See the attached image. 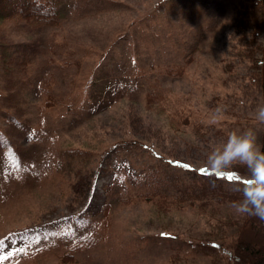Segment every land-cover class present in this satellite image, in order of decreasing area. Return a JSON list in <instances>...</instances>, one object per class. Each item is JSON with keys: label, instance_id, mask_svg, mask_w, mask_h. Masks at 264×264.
I'll use <instances>...</instances> for the list:
<instances>
[{"label": "rangeland", "instance_id": "obj_1", "mask_svg": "<svg viewBox=\"0 0 264 264\" xmlns=\"http://www.w3.org/2000/svg\"><path fill=\"white\" fill-rule=\"evenodd\" d=\"M25 3L6 0L0 18V264H58L107 205L81 264H213L188 254L220 231L209 210L128 199L155 176L172 194L205 180L231 131L252 128L260 146L252 0H60L50 24L19 18Z\"/></svg>", "mask_w": 264, "mask_h": 264}, {"label": "trees", "instance_id": "obj_2", "mask_svg": "<svg viewBox=\"0 0 264 264\" xmlns=\"http://www.w3.org/2000/svg\"><path fill=\"white\" fill-rule=\"evenodd\" d=\"M60 0H26L23 6H19V18L25 19L27 22L47 23L57 13V5ZM6 0H0V18L7 15ZM246 18H252L259 28L256 34L264 36V0H252V4L247 6ZM262 56L259 61L261 74L258 76V82L262 92L264 103V44L260 49ZM257 59V58H256ZM264 124V123H263ZM261 150H264V126L260 141ZM205 180H196L195 183L181 185L179 194L168 193L170 183L158 176H155L154 182L156 187L148 192L136 194L135 198H129V201L144 200L151 201L160 211H169L173 208H184L186 206H196L203 210L210 211V217L215 219L213 227H219L220 231L211 230L208 234L200 239V242L188 251L189 256L208 255L213 264H264V221L254 216L242 215L238 219H230L216 217L219 207L218 204L230 203L240 199L237 193L219 180L215 172L208 167ZM224 173H236L237 179H245L248 175L247 170L239 165L233 166L231 170L221 171ZM202 173V172H201ZM175 185H179V177L175 176ZM206 200L203 198L207 195ZM213 205L212 209L207 206ZM211 207V205H210ZM110 206L107 205L101 217L100 223H91L89 228L76 238L77 246L65 250L60 257L58 264H81L75 254L76 249L83 247H93L98 245L104 238L103 231H106L111 223V217L108 216ZM215 211V213H214Z\"/></svg>", "mask_w": 264, "mask_h": 264}, {"label": "clouds", "instance_id": "obj_3", "mask_svg": "<svg viewBox=\"0 0 264 264\" xmlns=\"http://www.w3.org/2000/svg\"><path fill=\"white\" fill-rule=\"evenodd\" d=\"M255 118L264 123V103L257 105ZM218 123L213 118L208 122ZM239 165L247 170L243 183H235L232 191L240 197L233 202L238 214L254 216L264 221V150L257 144V136L252 128L231 131L222 147L214 148L208 155L206 166L213 172L231 170Z\"/></svg>", "mask_w": 264, "mask_h": 264}, {"label": "snow or ice", "instance_id": "obj_4", "mask_svg": "<svg viewBox=\"0 0 264 264\" xmlns=\"http://www.w3.org/2000/svg\"><path fill=\"white\" fill-rule=\"evenodd\" d=\"M185 168L189 167L188 165H184ZM200 171L202 173H207V170L206 169H200ZM215 174L217 176H220V177H226L229 181H232L233 179H237L238 176L236 173H233V172H228V173H224V172H215ZM246 182V181H244Z\"/></svg>", "mask_w": 264, "mask_h": 264}]
</instances>
